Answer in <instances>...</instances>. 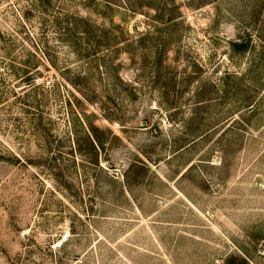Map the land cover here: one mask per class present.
<instances>
[{
    "label": "rangeland",
    "instance_id": "1",
    "mask_svg": "<svg viewBox=\"0 0 264 264\" xmlns=\"http://www.w3.org/2000/svg\"><path fill=\"white\" fill-rule=\"evenodd\" d=\"M0 264H264V0H0Z\"/></svg>",
    "mask_w": 264,
    "mask_h": 264
}]
</instances>
